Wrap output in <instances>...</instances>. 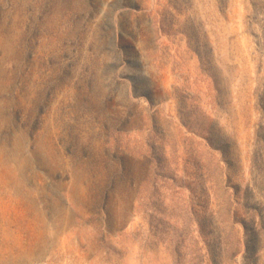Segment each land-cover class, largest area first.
Wrapping results in <instances>:
<instances>
[{"label": "rangeland", "instance_id": "rangeland-1", "mask_svg": "<svg viewBox=\"0 0 264 264\" xmlns=\"http://www.w3.org/2000/svg\"><path fill=\"white\" fill-rule=\"evenodd\" d=\"M0 264H264V0H0Z\"/></svg>", "mask_w": 264, "mask_h": 264}, {"label": "water", "instance_id": "water-1", "mask_svg": "<svg viewBox=\"0 0 264 264\" xmlns=\"http://www.w3.org/2000/svg\"><path fill=\"white\" fill-rule=\"evenodd\" d=\"M232 80H233V78L231 77V78H230V81L232 82Z\"/></svg>", "mask_w": 264, "mask_h": 264}]
</instances>
